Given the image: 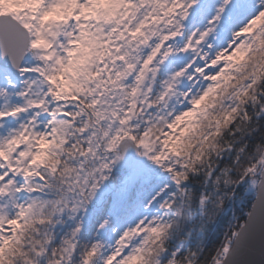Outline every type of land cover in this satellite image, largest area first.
<instances>
[{
    "label": "snow or ice",
    "instance_id": "snow-or-ice-1",
    "mask_svg": "<svg viewBox=\"0 0 264 264\" xmlns=\"http://www.w3.org/2000/svg\"><path fill=\"white\" fill-rule=\"evenodd\" d=\"M0 264H264V0H0Z\"/></svg>",
    "mask_w": 264,
    "mask_h": 264
}]
</instances>
